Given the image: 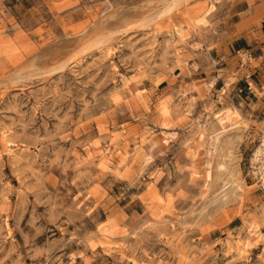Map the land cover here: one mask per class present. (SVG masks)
Returning <instances> with one entry per match:
<instances>
[{"label":"rangeland","instance_id":"374dc122","mask_svg":"<svg viewBox=\"0 0 264 264\" xmlns=\"http://www.w3.org/2000/svg\"><path fill=\"white\" fill-rule=\"evenodd\" d=\"M221 1L0 0V264H264V52Z\"/></svg>","mask_w":264,"mask_h":264},{"label":"crops","instance_id":"0c3cea01","mask_svg":"<svg viewBox=\"0 0 264 264\" xmlns=\"http://www.w3.org/2000/svg\"><path fill=\"white\" fill-rule=\"evenodd\" d=\"M220 4L227 9V17L236 18L233 23L229 24V27L234 28L235 40L233 42L240 41L242 47L247 48L251 53L252 51L254 53L264 52V0H223ZM231 48L232 45L227 44V46L221 48V50H216V52L219 56L222 54L226 56L230 53ZM216 70L223 81L231 76L234 81L244 79L247 84L253 85L251 78H247L252 73H248L246 68L243 71H234L233 68L227 69L225 67Z\"/></svg>","mask_w":264,"mask_h":264},{"label":"bare ground","instance_id":"6f19581e","mask_svg":"<svg viewBox=\"0 0 264 264\" xmlns=\"http://www.w3.org/2000/svg\"><path fill=\"white\" fill-rule=\"evenodd\" d=\"M213 5L210 7V9H212ZM208 9V8H207ZM210 9H208L206 12H205V15H203L201 18L198 19L199 22H204L206 21L205 20V16L206 14H208V12L210 11ZM228 108V107H227ZM230 110L229 109H226V108H223L221 110H219L218 112H216L215 114H213L216 122L218 123V125H223L225 122H228L230 120ZM233 112V110H232ZM235 112V110H234ZM237 112V111H236ZM232 115V114H231ZM224 127V126H223ZM214 146H213V150L216 149L217 145H218V142H219V139L218 137L216 136L213 140H212ZM261 154H264V137H262V140H261V143L259 144V146L256 148V150L254 151L253 153V163L256 165V164H259V166H255V169H257V172L260 176V178L262 179V183H264V159H262V157L260 156ZM260 180V179H259ZM238 185V184H237ZM264 185V184H262ZM239 186V185H238ZM262 239V235L257 237L256 241H257V244H258V241H260Z\"/></svg>","mask_w":264,"mask_h":264},{"label":"built area","instance_id":"2783aa9c","mask_svg":"<svg viewBox=\"0 0 264 264\" xmlns=\"http://www.w3.org/2000/svg\"><path fill=\"white\" fill-rule=\"evenodd\" d=\"M235 53L241 68L248 66V64L254 59L252 53L247 49H237ZM260 156L264 159V154H261Z\"/></svg>","mask_w":264,"mask_h":264}]
</instances>
